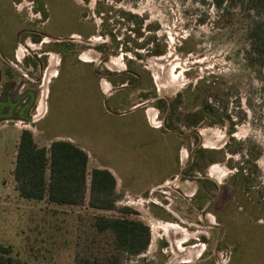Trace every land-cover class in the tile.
Instances as JSON below:
<instances>
[{
	"label": "rangeland",
	"instance_id": "obj_1",
	"mask_svg": "<svg viewBox=\"0 0 264 264\" xmlns=\"http://www.w3.org/2000/svg\"><path fill=\"white\" fill-rule=\"evenodd\" d=\"M0 1L9 7L1 12L5 26L15 28L11 20L18 17L20 29L49 32L55 38L74 32L75 49L91 61V71L119 73L115 82L122 77L131 81L127 89L113 96L123 101L119 110L145 103L142 112L151 117L155 127L174 112L171 124L183 134L169 136L174 147L170 143L157 145L150 140L152 134L144 129L140 115L123 118L116 127H100V120L92 127H52L63 119L65 126L80 120L75 115L76 94L72 92L79 94L78 99L87 97L82 94L85 68L74 67L75 57L69 54L62 63L61 54L50 51L46 44L31 43L26 35L32 47L21 48L23 57L49 52V67L39 83V101L32 113L36 122L20 120L8 127L0 124V246L10 248L15 261L74 264L78 236L88 230L91 219L122 215L91 209L87 203L61 206L22 198L16 190L13 169L20 134L28 130L40 147L53 140H66L83 148L89 155L88 174L105 165L114 170L121 197L117 206L129 207L130 217L142 221L150 231L148 249L130 258V263L264 264V101L261 83L246 65L240 28L232 32L217 29V15L210 1L206 5L198 0ZM39 9L47 11L48 22L44 23L46 17ZM98 9L102 14H97ZM121 12L127 16L120 18ZM103 14L109 18L104 34ZM136 22H141L143 35L138 40L133 32ZM48 25L55 30H49ZM110 31L115 33V40L107 35ZM152 37L157 39L155 45L166 51L164 56L148 52L155 45L135 49V44ZM87 38L90 41L85 43ZM44 40L53 43L48 37ZM102 44L105 46L97 49ZM127 71L138 74L139 79ZM86 87L107 96L114 89L103 75L89 78ZM207 93L216 96L208 105L221 123L209 124L204 119L193 127L188 117L201 111L198 106ZM144 94L149 100L143 101ZM93 114L96 112L91 117ZM43 115L46 122L37 121ZM166 139L162 135L163 142ZM151 142L161 148L155 155L150 153ZM195 151L201 154L192 158ZM161 156L165 162L160 174L172 178L158 183L151 176L159 173L153 167L160 164ZM253 156L257 157L252 161ZM189 163L191 167L198 163V169L190 167L178 178ZM146 175L151 179H144ZM244 183L248 186L243 187Z\"/></svg>",
	"mask_w": 264,
	"mask_h": 264
},
{
	"label": "trees",
	"instance_id": "obj_2",
	"mask_svg": "<svg viewBox=\"0 0 264 264\" xmlns=\"http://www.w3.org/2000/svg\"><path fill=\"white\" fill-rule=\"evenodd\" d=\"M83 1L89 3L91 0ZM209 1L216 11L214 25L217 29L231 32L238 28L242 30L246 65L261 83L260 95L264 101V0H198L203 5ZM97 14H102V11L98 9ZM120 15V18L127 16L123 12ZM102 17L105 27V20L109 18L104 14ZM135 24L137 27L133 32L138 40L143 36L141 22ZM107 35L113 40L116 38L111 31ZM156 41V37H152L146 43L135 44V49L153 47ZM183 51L187 52L185 49ZM148 52L155 56L166 54L164 48L157 44ZM127 81L122 77L119 83L125 84ZM142 96L149 98L146 94ZM212 97L216 99L215 94L203 96L201 116H214L219 122L220 119L208 105ZM168 127L176 130L172 124ZM232 130L233 127L231 133ZM200 154L196 151V155ZM256 157L253 156L252 161ZM88 163V153L73 142L53 140L48 146L40 147L32 133L24 130L17 144L13 169L16 190L27 200H46L61 206L87 203L94 210L121 213V216L96 215L91 219L88 230L78 236L74 264H132L130 258L140 256L148 249L149 228L142 221L130 217L132 210L129 207L117 206L121 197L114 174L105 168H95L88 174ZM191 168L198 169V163ZM242 186L248 185L244 183ZM0 264L19 263L11 256L10 248L0 246Z\"/></svg>",
	"mask_w": 264,
	"mask_h": 264
},
{
	"label": "flooded vegetation",
	"instance_id": "obj_3",
	"mask_svg": "<svg viewBox=\"0 0 264 264\" xmlns=\"http://www.w3.org/2000/svg\"><path fill=\"white\" fill-rule=\"evenodd\" d=\"M22 0H11V3H20ZM3 2L0 1V17L1 12H5L7 8L4 5H2ZM12 8V7H11ZM13 9V8H12ZM40 13H43V15L46 17L44 18V23L48 22L49 18L47 16V11L39 9ZM15 13V12H14ZM16 14V13H15ZM17 17V15H16ZM12 22H15L16 27L12 28L9 25H4L1 22L0 19V26L2 27V30H0V124H6L3 127H8L10 125L8 124H16L17 121H27V122H36L33 120V111L37 108V103L39 101L38 94L39 89L42 87V85H39L41 81L45 78L46 71L49 67V65L46 63L49 62V52H43L41 54L37 53H28L26 55L24 54V57L22 55V51L25 48H31L32 45L27 42L25 39L26 35H29L27 38L32 43H41L46 44V47L49 48L50 51L58 52L62 55V63H66L65 57L66 54L73 55L75 59H73V66L77 67V65H83L85 68L83 70V81L82 84H84V91L82 94H87V97L84 100L78 99L79 94H76L73 99H76V103H74L75 108V115L80 116V120H74L75 122L71 121L70 123L67 122L65 126L64 119L61 121V123L56 121V124L52 127H74L77 125H80L81 127H86L89 125L90 121L93 124H96L95 122L97 120H104L105 115H109L110 117L116 116L120 114L119 108L113 107L112 103L114 101L113 96H115V93L118 90H125L129 87L130 80L127 81L125 84H120L119 81L115 82V79L120 76V74H114L110 71H102V74H99L97 71H91L89 68L90 60L86 58L85 55L80 56L75 49V46L73 42H75L73 39H76L72 34V32L69 37L66 38H55L54 34L49 32H43V33H36L35 31L27 30V29H20L21 23L18 20V17L16 19H12ZM11 24V23H9ZM48 29L52 30L49 28ZM102 29L104 34V21L102 23ZM55 30V29H54ZM52 30V31H54ZM45 37H48L51 43H48V40H44ZM73 40V41H72ZM90 40L89 38L85 39V43H88ZM67 42V45H61V43ZM68 42H71L72 44L68 45ZM105 45L102 44V46H97V49L103 48ZM59 47H63L58 49ZM100 47V48H99ZM23 48V49H21ZM21 49V50H20ZM20 50V51H19ZM31 50V49H30ZM26 51V50H25ZM28 52V50H27ZM19 53V56H18ZM37 55V56H35ZM23 57V58H22ZM22 58V59H19ZM79 58V60H78ZM81 61L83 64H81ZM28 70V72H26ZM127 74H129L131 77L138 78V74L133 73L131 71H127ZM34 75H37L36 78H33ZM60 76L61 73H58ZM57 75V77H58ZM103 75L114 87L113 91L106 95L107 93H99L96 94L94 89L87 90V85L89 83V78H96L97 76ZM96 76V77H95ZM56 77V78H57ZM121 79V78H120ZM118 79V80H120ZM27 80L29 81L27 83ZM117 80V79H116ZM86 85V86H85ZM35 86V88H34ZM37 86V87H36ZM77 89V86H76ZM41 91V90H40ZM92 92V93H91ZM95 92V93H94ZM90 94V95H89ZM93 94L96 95V97H93ZM90 96V97H89ZM83 98V95H82ZM143 101L149 100V98L145 99L143 98ZM78 101L81 102V105H78ZM145 104V103H144ZM79 108V109H77ZM202 111V106L199 107ZM73 110V109H72ZM172 111V109H171ZM201 111L196 113L195 115L189 116V120L191 122V125L194 127L199 126L204 119L209 120V124H217L221 123V120L217 122L216 117H202ZM48 111H46L47 113ZM93 112H96V114H93L91 117V114ZM174 113V112H172ZM172 113H168V116L164 118L163 124L156 126V128H163L172 131L173 133L180 134L179 136H182L183 134L178 132L177 130L170 129L168 127L169 124H171V121L173 120ZM62 114V113H60ZM208 115V114H207ZM60 117H65V115L62 114L59 115ZM158 118V116H156ZM44 120V123L47 120V117L43 115L41 118H39L37 121ZM58 120V119H56ZM60 121V120H59ZM157 121V120H156ZM13 126V125H11ZM37 125H35L36 127ZM192 158L196 156V151L191 154ZM191 164H188V167L182 169V171L179 173L180 177H183L185 173L190 169ZM216 168H212L211 171L213 173H217L215 171ZM182 173V174H181ZM181 174V175H180ZM178 176V177H179ZM215 226H218V224H215Z\"/></svg>",
	"mask_w": 264,
	"mask_h": 264
},
{
	"label": "crops",
	"instance_id": "obj_4",
	"mask_svg": "<svg viewBox=\"0 0 264 264\" xmlns=\"http://www.w3.org/2000/svg\"><path fill=\"white\" fill-rule=\"evenodd\" d=\"M115 96H117V95H115ZM118 100H120V98H118V97H116V99L114 98V101L112 103L113 107L117 108L118 106H120L122 104L123 101H118ZM144 105L145 104H142V103L141 104L140 103L139 104L138 103L134 104L132 106H129V108L127 110H123V111L119 110L120 114H118L116 116L114 115V116L110 117L109 115H105L104 120L106 122H104V123L100 122L99 123V124H101L100 127H116V124H120L121 122H123L121 119L128 118V116H131V115H136V116L140 115V117L142 118L144 129L152 134V136H149V138H150V140L152 139L153 143H156L157 145H161L162 144V146L164 144L166 145V143H170V145H171L170 147H174L175 145L173 144L172 139H168L169 136L173 134V132L170 131V130H167V129L156 128L153 125V123L151 122V120H152L151 117H149V115H147L148 117H146L145 113H143V112H145V111H143ZM154 119H156V118H154ZM92 125H93V123L90 121L89 125L86 126V127H92ZM123 129H124L123 127H120V130L123 131ZM163 131L165 133H162ZM164 134L166 135V138L168 139V140L166 139V142L164 141L165 143L162 140V135H164ZM152 142H151V144H153ZM147 144H149V143H147ZM145 148H147V147H145ZM149 148L151 149L150 153H152V155H155V153H156L155 151L156 150H160L161 149L160 147L158 148V146H154V144H153V146H149ZM148 149H146L147 152H148ZM175 149H176V147H175ZM145 158L146 157L144 156L143 159H145ZM159 162H160L159 165L155 166V164H154V167H153V169L158 168L156 172L159 171V173L157 175L151 176V178L159 180L158 183H162L163 181L172 178V175H167L166 174V175L163 176L162 174H160V171H162V168H163L164 162H165V159L163 158V156H161V159H159ZM104 168L110 170L112 173L114 171L111 167H107L106 165L104 166ZM150 168H151V166H150ZM150 171H151V169H148V172H150ZM146 173L147 172H145V174ZM120 177L122 178V176H120ZM129 178H132V177H129ZM151 178H150L149 175H146L144 177V179H151ZM116 180H117V178H116Z\"/></svg>",
	"mask_w": 264,
	"mask_h": 264
},
{
	"label": "water",
	"instance_id": "obj_5",
	"mask_svg": "<svg viewBox=\"0 0 264 264\" xmlns=\"http://www.w3.org/2000/svg\"><path fill=\"white\" fill-rule=\"evenodd\" d=\"M181 174H182V173H181ZM181 174H180V175H181ZM179 177H180V176H179ZM179 177H178V178H179Z\"/></svg>",
	"mask_w": 264,
	"mask_h": 264
}]
</instances>
